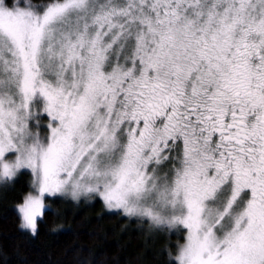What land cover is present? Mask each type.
Listing matches in <instances>:
<instances>
[{
    "label": "snow or ice",
    "instance_id": "1",
    "mask_svg": "<svg viewBox=\"0 0 264 264\" xmlns=\"http://www.w3.org/2000/svg\"><path fill=\"white\" fill-rule=\"evenodd\" d=\"M169 237L168 264H264V0H0V188Z\"/></svg>",
    "mask_w": 264,
    "mask_h": 264
},
{
    "label": "trees",
    "instance_id": "2",
    "mask_svg": "<svg viewBox=\"0 0 264 264\" xmlns=\"http://www.w3.org/2000/svg\"><path fill=\"white\" fill-rule=\"evenodd\" d=\"M30 179L20 175L13 186L0 188V264H168L174 241L151 242L147 236L155 230L107 212L99 200L75 205L49 199L37 235L21 230L15 205Z\"/></svg>",
    "mask_w": 264,
    "mask_h": 264
},
{
    "label": "rangeland",
    "instance_id": "3",
    "mask_svg": "<svg viewBox=\"0 0 264 264\" xmlns=\"http://www.w3.org/2000/svg\"><path fill=\"white\" fill-rule=\"evenodd\" d=\"M54 198H56V197H54ZM58 198H63L65 200H67V201H70L72 204H75V205H78L81 202H83L81 204H84V205L91 204L93 202V200H88V199H85V198H82L79 202L73 201L71 198H64V197H58ZM50 199H53V198H50ZM47 205H48L47 207L50 206L49 201L47 202ZM102 205H103V203H102ZM103 207H104V205H103ZM104 210H106L107 212H110L106 208ZM147 237H148L147 239H149L151 242L162 243L163 245H165V241H167V240L170 241V239H169V237L167 235L162 234V233H158L157 231L153 232V233H150V236H147Z\"/></svg>",
    "mask_w": 264,
    "mask_h": 264
}]
</instances>
